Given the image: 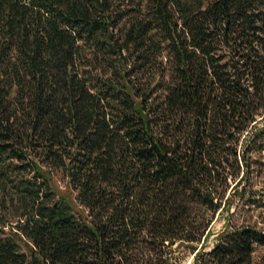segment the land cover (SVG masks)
<instances>
[{"label": "trees", "instance_id": "trees-1", "mask_svg": "<svg viewBox=\"0 0 264 264\" xmlns=\"http://www.w3.org/2000/svg\"><path fill=\"white\" fill-rule=\"evenodd\" d=\"M260 119L264 0H0V264H254Z\"/></svg>", "mask_w": 264, "mask_h": 264}, {"label": "rangeland", "instance_id": "rangeland-1", "mask_svg": "<svg viewBox=\"0 0 264 264\" xmlns=\"http://www.w3.org/2000/svg\"><path fill=\"white\" fill-rule=\"evenodd\" d=\"M258 127H264V121H261ZM261 142L264 140H260L259 144ZM246 145L247 141L242 142L240 150L244 151ZM261 148L263 147L257 145L250 156L252 163L250 173L231 193L233 197L226 208L216 215L211 225L212 234L203 247L205 251H210L213 248L216 237L225 231L227 225L236 227L251 225L264 231V150ZM53 185L60 195L69 196L71 199L74 197V193L69 189L68 180L62 173L55 175ZM78 208V210L82 209ZM200 248L201 246H199ZM178 252L180 264H195V252L186 248H180ZM253 262L254 264H264V247L256 249Z\"/></svg>", "mask_w": 264, "mask_h": 264}, {"label": "water", "instance_id": "water-1", "mask_svg": "<svg viewBox=\"0 0 264 264\" xmlns=\"http://www.w3.org/2000/svg\"><path fill=\"white\" fill-rule=\"evenodd\" d=\"M189 249H190L191 251L195 252V253H197V252L199 251V248L196 247V246H192V247H190Z\"/></svg>", "mask_w": 264, "mask_h": 264}]
</instances>
